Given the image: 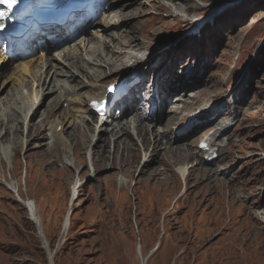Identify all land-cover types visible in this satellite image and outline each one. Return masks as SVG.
I'll use <instances>...</instances> for the list:
<instances>
[{
  "label": "rangeland",
  "instance_id": "1",
  "mask_svg": "<svg viewBox=\"0 0 264 264\" xmlns=\"http://www.w3.org/2000/svg\"><path fill=\"white\" fill-rule=\"evenodd\" d=\"M166 2L171 4V0H110L104 10L126 22L125 31L133 32L138 44L142 39L147 45L141 53L144 59L127 61L138 65L135 70L117 71L104 83L136 79L130 95L111 113L113 120L126 123L132 144L113 147V123L100 126L107 129L104 134L88 131L87 125H99L101 119L95 117L87 125H76L75 132L68 129L63 133L67 147L58 144L54 149L51 141L44 139L37 141L43 147L29 148L30 144L23 159L19 147L14 158L18 179L11 176L14 169L0 160V264H49L38 231L20 200L28 197L38 201L45 236L50 249L56 250L54 264H264V0H188L181 2V10L193 4L200 8L191 7L192 11L181 14ZM103 15L92 22L85 37L80 34V39L47 44L43 52L52 65L44 69L43 82L52 74L53 65H64L60 56L64 46L70 43L81 49L82 38L99 42L96 35ZM189 15L196 16L186 21ZM95 22L98 25H93ZM4 48L0 44V54ZM15 62H0V98L9 89L14 92L11 85L19 72ZM106 71L110 73L109 68ZM79 79L78 86L90 80ZM48 99H41L40 110ZM49 105L68 121L79 120L77 104L61 105L55 97ZM133 106L143 107L147 118L142 125L151 133L148 139L152 141L155 133L160 143L149 141L148 146L143 142L136 126L129 122ZM176 108L186 110L171 121ZM197 108L203 109L201 119L180 132L188 114ZM10 122L5 125L0 117V140L5 142L13 137ZM35 126L26 134L35 138ZM83 132L91 134L90 140L97 136L107 139L108 146L101 140L95 146L92 140L87 142L94 148V157L114 154L125 161L117 162V167H94L88 146L78 160L73 149H78ZM26 134L21 130L20 140L26 141ZM181 135L185 136L182 140ZM167 139L179 142L171 149L184 155L187 153L182 149H188L190 157L171 158L168 168L159 166V157L168 151ZM201 140L215 144L214 148L200 149ZM131 145L138 151L134 167L128 154ZM48 147L53 153L45 156L43 151ZM2 155L0 150V158ZM164 158L168 161L170 156ZM54 159L57 164H51ZM31 163L32 169L27 166ZM26 167L28 178H32L28 190L22 177ZM180 167L188 168V179ZM159 168L155 177L143 174ZM118 176L124 184L118 183ZM17 181L22 188L19 194ZM76 185L77 197L70 206ZM70 208L72 225L63 235L62 222ZM125 229L132 232H123ZM139 243L141 258L136 252Z\"/></svg>",
  "mask_w": 264,
  "mask_h": 264
},
{
  "label": "bare ground",
  "instance_id": "2",
  "mask_svg": "<svg viewBox=\"0 0 264 264\" xmlns=\"http://www.w3.org/2000/svg\"><path fill=\"white\" fill-rule=\"evenodd\" d=\"M185 1L188 2V0H171V4L166 2V5L168 7L169 6L172 7L173 10L177 8V11L179 13L180 11L191 10V7L192 9L200 8L196 4H193L190 6L188 10H181L179 5L181 4V2H185ZM0 14H2L3 16L7 15V13L5 12L3 8H0ZM195 16L196 15H193V16L189 15L186 18V21L192 18L194 19ZM115 17L116 15L113 12L104 14L103 25L99 26L98 31L100 32H98L96 35L97 38L100 39L99 42L93 41V43H91L92 41L90 39L87 40L86 38H82V40L79 42L80 44L79 47H81V49H79L78 47L72 46L71 44L69 45L67 44L68 46L67 45L64 46L62 50L64 54L60 55L61 62H63L64 65H59V64L53 65L54 70L52 74L48 75L47 79L44 82H43V78L45 75L44 69L46 68L48 70L49 67L52 65L51 63H48L46 61L45 54L43 52L45 50L44 49L45 46L41 47L43 49H39L37 42L30 43V41H28L26 43L28 46L27 53L23 56H20L18 55V54H21L20 52H15V53H18L17 58H12L9 60L7 57H5V54H6L4 52L5 49L2 50L0 54V62L17 60V62H15V68L19 69V72L17 73L16 79H15L16 81L14 80L15 82L13 85L10 84L13 87L11 89L14 92H10L11 90L9 89L10 91L7 90V93L5 94V96H2L0 98V107L3 108L0 112V117H2V123L6 125V124H9L11 120L10 128L13 132V137L11 135V139L8 142L0 140V150L3 153L0 160L5 161V163H7L9 167H12L14 169V173H11V176L13 179L14 177L15 179H18L17 172H15L16 162L14 158L16 157V153L19 147H21L20 154L22 155V159H23V151H26V148L30 144L31 145L29 146V148L43 147L44 144L39 145V143L37 144V141H41L44 139L47 141H51V143L49 144H51V146L54 149H57L58 144L62 147H67L68 146L67 139L64 138V134H63L64 132H66L68 129H70L71 131L73 130L75 132L77 128L76 125L82 122H85V125H87L86 124L87 122L94 121L95 119L94 118V108L91 105V103L93 100L101 99L102 97L105 96L108 84L106 87H104V83H107L110 81V79H107V80L105 79L109 75H113L117 71H120V70L132 71V70H135L136 67L138 66L135 64L130 65L129 63H127V61L131 62V60L136 59L135 61L139 62L142 59H144L141 56V53L143 52L144 48H147V45L142 43L143 42L142 39H141V42H139L138 44V42L136 41V36L135 37L133 36V32L125 31V29L127 28V23L123 21L121 23V20H116ZM88 23H91V20L88 21ZM121 28H124V29L120 30ZM74 29H80V25H77L73 29H69L68 32ZM86 32H87V28L82 31V34H84V37H85ZM56 33H58V31L55 29L49 30V31L46 30L45 33H41L37 35L35 38L32 37L31 40L36 39V41H39V44H42L44 42H50V40L48 39V36L51 34H56ZM60 33L63 34L64 32H60ZM147 34L149 38L152 37L151 36L152 33L150 34L149 31L147 32ZM60 36L62 37V35ZM63 36L65 35L63 34ZM66 39L68 38H64L63 41H65ZM40 50L42 52L38 54ZM36 63L37 65H35ZM106 68L110 69V73L106 71ZM13 76H15V74ZM49 76L51 77L50 82H48ZM80 77L89 78L90 80H85L86 81L85 84H83L82 86H78L79 83H81L79 79ZM111 80L113 81L114 79H111ZM12 81L10 83H12ZM118 81H114V82H118ZM50 83L52 84L51 86H50ZM110 83H113V82H110ZM45 86H46V90H44ZM29 88H31L30 92L25 93V90ZM84 88L86 90H84ZM79 90L81 91L84 90V91L83 93H79ZM46 96H49V99L46 105H44L43 109L40 110L41 99H43ZM55 97L58 98V101L61 105L62 103H65V102H68L69 104L75 103L78 105L80 116H79V120L75 121L76 123H74V121L72 122L68 121L69 118L65 119V116H62L61 111L57 113L55 110L56 107L53 105L52 106L49 105V102H51ZM186 106L187 104L185 103L184 108H186ZM113 108L114 106L111 107V109ZM182 109L181 108L174 109L172 116L170 117V120L173 121V120L180 118V116H182L186 110V109L184 110ZM196 110L197 109H194V111ZM130 111L134 113L132 114L133 115L131 116L132 119L129 122L131 123L133 127L134 125L136 126L138 134L141 136L143 142L145 144H148V146L150 144L155 145V143L156 144L160 143V139L155 137V133L152 134L154 136L152 141L149 140L151 139L149 137L151 133L148 132L145 129V127L142 125L145 121V118H147L146 115H143V107L133 106L130 108ZM123 114H125V112H123ZM203 114H204L203 109H201L198 118L201 119V116ZM71 115H72V112H71ZM39 119L41 120L39 121ZM36 123L38 124L36 125ZM95 123L97 124L98 122H95ZM110 123H113V126L110 132H112L113 133L112 135L115 137L113 139V147H117V145L119 144H123L122 146H126L127 144H130L132 142V140L130 139V136L128 135V133L130 132L128 130V126H126V123H124V121L122 120L119 121L118 119L113 120L111 116L108 118V115L103 117L100 120L98 126H96V124H92L93 126L91 127L90 125L89 126L87 125L88 128L86 129L90 132L93 130H98L99 133L104 134V132H106L107 129L100 128V126L105 125V124H110ZM41 124H44V125H41ZM33 125L34 126L36 125L35 127H37L36 130L34 131L35 132L34 135L36 134L35 138L33 137L31 133L30 134L32 136L26 134V131L30 130ZM58 126L62 127V129L59 131L57 130ZM40 129L43 130V134L40 131ZM21 130L23 134L27 135L26 141L24 138L20 140L19 132ZM87 130L86 132H88ZM1 134L2 132L0 133V137H1ZM90 135L83 132L81 133V136L78 138L79 139L78 149L77 150L73 149L74 151L73 154L78 160H80L78 155H80L81 150L86 149L88 146L87 154L93 160L94 167H99L100 165L109 166V167H117V162L118 164H121L122 162L125 161V160H121L122 158H117V156H115L114 154H111V157H110L107 154L99 153L100 155L94 157V152H92L94 151V148L93 149L90 148L89 146L90 143L89 144L87 143L92 140V139L90 140ZM183 135H186V133H183ZM183 138H185V136L181 137V140ZM100 140L103 141L108 146L107 139H105V137H102V136H97L95 137L94 140H92L93 146H95V144L99 142ZM68 141L70 142V139ZM149 141H151L150 144L147 143ZM85 142L87 143V145H85L86 144ZM174 143H179V142H176V140H173V139H169V140L167 139L166 142L164 143L168 151L164 153L161 158L159 157V160H160L159 166L168 168L171 166L170 165L171 158L180 160L182 158L190 157L188 149L181 148L183 151L187 153L186 155H184L178 149L174 150L173 149L174 147L171 149L170 146H173ZM73 145H76V142ZM214 145L215 144H211L209 142L208 144L209 150L213 149ZM49 147L46 150H44L47 152L43 151V154L45 156H48L49 154L53 153L51 152ZM129 148H128L129 149L128 154L131 153L130 157L132 158L131 166L134 167L136 163V156H137L138 151L136 148L132 147V145ZM133 151H135V153H132ZM210 154H213V151L210 152L209 155ZM24 155H26V152H24ZM165 156H170V159L169 160L167 159L168 161H166V159L164 158ZM53 163L57 164V160L54 159L53 162H51V164ZM27 166L28 167L30 166V169H32V163L30 165L27 164ZM179 169L184 174L186 173V179H188L189 177L188 168L180 167ZM126 171L130 173L128 169H126ZM158 171H161L160 168L154 169V170L152 169V171L150 172H147L145 170L143 171V174L150 173L153 177H155L157 174L158 175L160 174L158 173ZM7 173L10 174L9 172ZM28 176H29V172L26 167V172L25 174L23 173L22 177L25 179L23 184L27 186V190L31 186V183H32L31 176L30 178H28ZM118 183L124 184V180L118 177ZM17 185L21 190L20 192H22L21 184L19 181H17V184L15 185V187ZM80 186H83V185H80ZM77 188H78L77 185L73 188V194L75 196L77 195V192H78ZM182 190H183L182 191L183 193L185 191V188ZM23 191H24V188H23ZM2 197L4 199L8 198L5 195H3ZM181 198L182 196L179 197L178 200H180ZM37 210L39 212L38 203H37ZM66 217H68L67 213L64 217V221ZM71 219L72 218L70 217L69 224H68V221H66L64 225V229L62 230V234L64 233L63 235H65V233H68V231L70 230ZM140 248H142L141 244H140ZM54 255L55 254H53V251H52L51 257L53 260H54Z\"/></svg>",
  "mask_w": 264,
  "mask_h": 264
},
{
  "label": "snow or ice",
  "instance_id": "3",
  "mask_svg": "<svg viewBox=\"0 0 264 264\" xmlns=\"http://www.w3.org/2000/svg\"><path fill=\"white\" fill-rule=\"evenodd\" d=\"M16 3H17V0H0V4H5L10 8Z\"/></svg>",
  "mask_w": 264,
  "mask_h": 264
},
{
  "label": "flooded vegetation",
  "instance_id": "4",
  "mask_svg": "<svg viewBox=\"0 0 264 264\" xmlns=\"http://www.w3.org/2000/svg\"><path fill=\"white\" fill-rule=\"evenodd\" d=\"M129 230H130V229H127V230L125 229V231H124V232H128ZM130 231H131V230H130ZM130 231H129V232H130Z\"/></svg>",
  "mask_w": 264,
  "mask_h": 264
},
{
  "label": "trees",
  "instance_id": "5",
  "mask_svg": "<svg viewBox=\"0 0 264 264\" xmlns=\"http://www.w3.org/2000/svg\"><path fill=\"white\" fill-rule=\"evenodd\" d=\"M42 251L44 252L43 248H42ZM44 256L46 257V254H45V252H44Z\"/></svg>",
  "mask_w": 264,
  "mask_h": 264
},
{
  "label": "water",
  "instance_id": "6",
  "mask_svg": "<svg viewBox=\"0 0 264 264\" xmlns=\"http://www.w3.org/2000/svg\"><path fill=\"white\" fill-rule=\"evenodd\" d=\"M37 223H38V221H37ZM39 224V223H38Z\"/></svg>",
  "mask_w": 264,
  "mask_h": 264
}]
</instances>
